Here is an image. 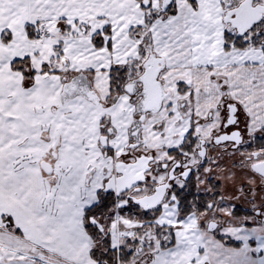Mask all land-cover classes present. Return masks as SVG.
<instances>
[{
  "label": "snow or ice",
  "instance_id": "1",
  "mask_svg": "<svg viewBox=\"0 0 264 264\" xmlns=\"http://www.w3.org/2000/svg\"><path fill=\"white\" fill-rule=\"evenodd\" d=\"M0 264H264V0H0Z\"/></svg>",
  "mask_w": 264,
  "mask_h": 264
}]
</instances>
